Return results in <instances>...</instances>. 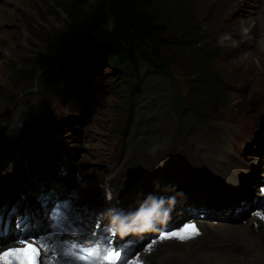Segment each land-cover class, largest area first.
<instances>
[{
  "label": "rangeland",
  "instance_id": "1",
  "mask_svg": "<svg viewBox=\"0 0 264 264\" xmlns=\"http://www.w3.org/2000/svg\"><path fill=\"white\" fill-rule=\"evenodd\" d=\"M88 1L92 3L94 0ZM175 1H180L178 11L183 10V8L191 10L190 25L194 27L192 29L195 30L194 33L196 35L204 37L200 40L199 45L204 48L203 53L206 56L212 53L213 46L221 44L224 37L223 30L231 29L240 32L250 29L258 34L257 40H252L245 49H241L240 51L245 53L239 55L234 60L224 61L215 55L208 56V73L211 74L212 78L216 77L217 81L215 83L217 85L214 87L216 91H212L215 94L217 90H221L222 103L218 104L210 95L207 101L214 106L216 105L218 114H223V117H230L236 121H240L245 132H249V125L247 124L249 118L258 119L260 116L259 110L256 107L254 108L257 100L249 99V97L247 98L248 101L234 98L233 94H231V89L229 90L227 87L224 89L221 86L218 75L224 74L227 77L234 78V85H236L238 78H249L253 81L254 91H264V0H247L242 5V8L238 5L239 0ZM62 2V0H0V109H3L5 106L9 107L6 110H0V126L13 122L15 115L19 116L24 111V115H27L30 121L33 122L28 123L31 126L29 141L42 137L47 124L63 121V117L57 118L55 113L58 109L57 107H59L58 97L61 95L64 85L59 86L61 93L56 92L55 94L59 96L55 95V98L51 101L46 100L45 97H41L37 90H34L30 95L19 98L14 106H10L9 99L14 100V97L21 93L22 88L29 84L26 80H23L22 85L21 82L15 83L14 79L17 77V74L11 72V67L16 66L18 69H21L22 65L28 60V57L37 56L39 58L38 55H43L46 49L47 40L52 35L66 28L67 15ZM159 4L155 6L153 11L159 13L163 20L171 21L170 32L174 38H183L182 30L175 23V15H172L171 11L168 10L169 3H164V6ZM229 11L232 17L228 14ZM235 11L243 12L244 14H235ZM227 16L230 22L229 25H225L224 23V19ZM213 42L214 45L212 44ZM175 51H166L168 59L171 57L177 59V62L172 63L173 75L177 78L176 81L185 94L188 93L192 86L196 96L199 93L198 84L205 82V78H201L203 75L200 77L191 65V61L194 58L189 56L188 52L179 54V52ZM64 54L67 53H63L62 56ZM208 57L204 60L207 61ZM124 72V69L114 71L111 68L95 64L88 67L83 66L78 74L65 78L66 87L68 86V82H70V90L63 109L68 111L69 119L62 123L60 128L61 133L55 135L54 141L58 146L56 148V156L52 158V164L53 166L60 167L62 165L68 166L70 168L69 174H72L80 182L86 181V183H89L88 180H85L84 176L90 180H94L95 183L93 184H95L98 190H102L104 178L106 179L116 173V168L110 171V173L106 172L108 163L104 162H106L105 160L112 159L111 155H109V153H113L111 150L116 151L120 147L116 139L117 135L113 132L115 127L111 129L113 122L111 105L122 104L125 98H127L125 88L127 84L123 83ZM29 75L26 76V79ZM45 76L41 81H45L46 79L55 80L49 71L45 73ZM142 81L143 85L141 89L134 94L136 102H133L135 106L133 126L137 125L139 130L144 128L145 122L150 118L151 114L149 106L147 107L148 104L152 103L155 107H158L160 115H162V123L173 132L171 135L166 134V137L172 139L173 142L165 151V155H169L174 148H181L183 144L187 146L192 144L196 147L202 141H213L222 131L229 133L240 129L238 125L234 124H227L221 127L220 123L215 121H213L215 123L208 121L197 124V120L193 119L196 116L195 114H189L191 117L177 118L173 110L172 96L174 87L170 77L154 71L149 72ZM227 84L225 83V85ZM230 85L232 86V83ZM249 92L250 90L247 91V93ZM13 93L15 95L11 96ZM259 96L264 101V94ZM23 103L31 105L33 108L24 110L22 107ZM183 109V104L176 107V111L179 114L185 111ZM134 136L135 134H132V137ZM177 137L179 138L178 142ZM12 138L16 137L13 136ZM143 139L139 140V142L141 141L140 144L138 142L130 154L141 157L145 164L153 160L155 169L159 170L161 155H158L159 150L153 146L155 139H152V134L144 141ZM130 146H128L126 152L121 153L119 164L127 159ZM26 149L25 144H18L13 148L7 147L5 154L8 156L0 158V161L12 156L15 151L18 154H25ZM205 149L203 148L199 151L200 157L203 156L200 153H204ZM145 152H149L153 158L145 160L141 156ZM102 153L105 156L101 155ZM222 153L223 151L220 150L218 155ZM245 154V152L244 154L241 153V157L246 159L248 156H245ZM233 157L237 158V162L240 161L237 154H233ZM10 159H17V157ZM201 161L200 168L203 165L211 168L221 167V164L215 159L212 161ZM192 162L198 167L194 159ZM3 163L0 162V165ZM234 169L239 170L237 166ZM171 173L170 179L177 177V173L174 170ZM262 173H264V170H262ZM88 186L94 188L91 184ZM87 190L89 188L85 187L84 192L86 193ZM95 193H98V191H95ZM246 251L249 252V250ZM226 252L229 253L230 259L235 264H262L256 261L258 258H256V255L254 256L255 253L244 259L241 256L230 253L228 250Z\"/></svg>",
  "mask_w": 264,
  "mask_h": 264
},
{
  "label": "trees",
  "instance_id": "2",
  "mask_svg": "<svg viewBox=\"0 0 264 264\" xmlns=\"http://www.w3.org/2000/svg\"><path fill=\"white\" fill-rule=\"evenodd\" d=\"M62 1L67 15L66 28L47 40L46 49L43 55H38L39 58L36 55L28 57L21 69L11 67V72L17 74L15 83L47 64L51 70L54 69L58 62L56 56L62 49L83 47V44L90 40L87 50L92 59L103 63L105 67L125 70L123 83L127 84L125 87L127 98L122 104L111 105L116 127L115 135L119 137L121 131L126 130L132 122L134 93L139 88L140 69L148 66L167 71L177 59L173 57L168 59L166 51L176 50L179 54L188 52V55L194 58L191 65L200 77L203 75L201 78H205V82L198 84L199 93L196 96L192 86L187 94L175 86V107L183 104L184 108L194 112L197 110L206 112L208 109L218 111L216 105L207 101L210 95L218 104L222 103L221 90H217L215 94L212 91L217 85L216 77L212 78L208 73V59L214 53L207 56L203 53L204 48L200 47L199 42L204 37L196 35L192 29L194 27L190 25L191 10L183 8L178 11L180 1L94 0L92 3L88 0ZM159 3L162 6L169 3L168 10L175 15V23L182 30L183 38H174L170 32L171 21L163 20L159 13L153 11ZM206 57L207 61L204 60ZM29 68L36 69L29 72ZM46 72V70L42 72V78L46 77ZM129 112L130 118L127 123L126 117Z\"/></svg>",
  "mask_w": 264,
  "mask_h": 264
},
{
  "label": "bare ground",
  "instance_id": "3",
  "mask_svg": "<svg viewBox=\"0 0 264 264\" xmlns=\"http://www.w3.org/2000/svg\"><path fill=\"white\" fill-rule=\"evenodd\" d=\"M149 135L150 133L148 132L145 133L143 136L144 138L143 141ZM140 142L138 144H140ZM200 154L202 155L203 153ZM141 156L145 160H150L151 158H153L149 152L142 153ZM12 157H17V159H10ZM196 158H199L198 164L200 165V163H202L201 160H203L202 159L203 156L200 157L199 154L197 153ZM223 158L226 159V157ZM22 159H23L22 154L21 153L18 154V152L15 151L12 156L0 161V162H4L3 164L0 165V171H5V173L8 175L7 178L9 177L8 179L11 180V176H17V174L14 171L16 165L15 163L21 162ZM214 159L218 160L215 155H214ZM17 160L19 162H16ZM212 160L213 159L210 158V159H205L203 161H212ZM217 162L221 164V161H217ZM46 163H47V158L42 162L41 165ZM153 163L154 161L150 160L148 164H145L142 161L141 157L133 156L132 154L131 159L128 158L124 163H122L121 167L118 169L119 173L117 174L116 172L112 177V180L114 181L115 184L119 183L120 186H124L125 188L128 187V189L131 191H139L141 193L140 199L142 200V203H149L150 201H152V199H154L153 198L154 196L158 195V193L166 190L168 186L171 185L175 186V184L178 182V176L176 178L174 177V179H170V177L172 176L171 172L167 175L166 178L163 179L161 175V169L156 170L155 165ZM40 166L36 167V165H33L32 168H30V170H24L23 174L26 177H29L31 180H34L39 175ZM219 168H215V167L211 168L206 165H203V167L200 168V174L204 176L201 180V183L203 182L210 183L211 179L218 180L219 177L217 172L219 171L218 170ZM116 174H117V178H116ZM228 175L231 174L228 172ZM229 179L233 180L231 176ZM71 182L73 184L72 189H75L76 187L77 188L80 187V184H77L76 180L72 179ZM224 183H226V181ZM3 191L7 192V190H1L0 187V196L2 195ZM146 191H150L148 197H145ZM203 192H204L203 189L199 190V192L194 196L193 200H191L190 202H181L180 204L181 207L184 208L186 205L190 204L193 205L194 210L199 209L200 207H206V208L209 207L211 208V211L218 212L220 202L217 201L215 198L206 199L205 196L203 195ZM76 196L78 199V204L82 206L81 203H79L80 202L79 199L83 198V192L77 194ZM223 204L227 205L226 202H224ZM113 206L117 207L119 205L115 204ZM185 212L188 211L185 210ZM177 213L178 216H182L184 214V211L181 210ZM210 215L213 217H218L216 213H210ZM219 216L221 217V215ZM146 218L147 217H145L144 219ZM230 218L231 215L229 216L228 220H221L215 222L213 221L210 224L213 226H217L219 231H222L225 234H229L235 243L237 244L243 243L250 248H254L255 249L254 256L256 255L257 256L256 258H258L256 261L264 264V226H262L263 223L255 215L251 219L244 217L239 219L238 221H231ZM144 219H141L138 222L145 223ZM254 220H258L260 223L257 229L250 228V224ZM156 221L160 222L161 221L160 217L153 216L151 220L148 222V224H141V227H136L134 230H137V234L140 233V236L146 237L154 229L153 223L150 224V226L149 223ZM106 222L108 223L110 222V220L107 219ZM129 232L131 234L133 230H130ZM115 235L119 238L123 236H131L125 234L124 231L121 230L119 227H116ZM151 243L152 244H149L151 245L152 248L151 251L144 252L143 250H141L138 254V256L147 257V259H149L150 261L149 264H235L230 259L231 257H229V253L226 252V250H228L229 248V245L227 249L224 248L219 249L214 244H210L208 248L201 250L198 247L191 246L187 243L180 242L178 240H163V241H155ZM1 249L2 247L0 245V251ZM231 251H234V248H232ZM231 251L229 252L232 253Z\"/></svg>",
  "mask_w": 264,
  "mask_h": 264
},
{
  "label": "snow or ice",
  "instance_id": "4",
  "mask_svg": "<svg viewBox=\"0 0 264 264\" xmlns=\"http://www.w3.org/2000/svg\"><path fill=\"white\" fill-rule=\"evenodd\" d=\"M261 219H264V213H256ZM199 235V229L195 224L185 225L178 232H171L161 235L160 239L177 238L180 240L190 239ZM50 237L39 239H18L17 246L8 247L6 250L0 251V264H46L48 253L55 254V246L49 243ZM151 251V245L148 246ZM119 257V253L110 254L106 259H115ZM138 264L141 262L138 261Z\"/></svg>",
  "mask_w": 264,
  "mask_h": 264
}]
</instances>
